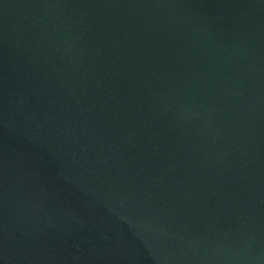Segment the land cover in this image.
I'll use <instances>...</instances> for the list:
<instances>
[{
  "label": "water",
  "instance_id": "1",
  "mask_svg": "<svg viewBox=\"0 0 264 264\" xmlns=\"http://www.w3.org/2000/svg\"><path fill=\"white\" fill-rule=\"evenodd\" d=\"M0 264H264V0H0Z\"/></svg>",
  "mask_w": 264,
  "mask_h": 264
}]
</instances>
